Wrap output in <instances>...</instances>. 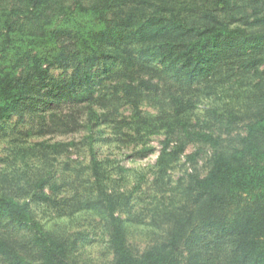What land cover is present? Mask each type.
Wrapping results in <instances>:
<instances>
[{
  "label": "trees",
  "instance_id": "1",
  "mask_svg": "<svg viewBox=\"0 0 264 264\" xmlns=\"http://www.w3.org/2000/svg\"><path fill=\"white\" fill-rule=\"evenodd\" d=\"M169 3L21 0L18 8L0 7V125L33 97V82L43 84L51 68L69 58L70 46L75 67L67 87L76 86L92 96L97 64L103 63L102 74L119 70L127 79L122 91L135 111L132 125L139 132L142 126H153L140 113V95H158L161 82L168 78L190 88L218 74L225 64H241L248 51L264 52V0H193L179 2L177 8ZM26 57L29 62L22 71ZM65 95L60 92L55 99ZM171 101L175 115L172 122L162 123L169 134L165 149L174 138L181 142L179 154L189 139L210 145L214 150L210 170L203 178H191L186 207L174 215L167 242L140 254L130 248L123 221L108 200L114 255L110 264H264V91L246 136L229 150L221 147L220 136L190 131L182 116L183 98L176 95ZM89 112L94 119L109 117ZM51 117L57 125L68 127L62 114ZM92 164L99 183L102 172L95 155ZM39 185L41 192L34 196L48 201L44 180ZM4 219L32 232L40 264H70L69 245L41 231L31 201L0 191V222ZM184 246L189 248L186 261L180 251ZM25 255L0 231V261L31 264Z\"/></svg>",
  "mask_w": 264,
  "mask_h": 264
},
{
  "label": "rangeland",
  "instance_id": "2",
  "mask_svg": "<svg viewBox=\"0 0 264 264\" xmlns=\"http://www.w3.org/2000/svg\"><path fill=\"white\" fill-rule=\"evenodd\" d=\"M164 1L177 8L179 2L193 0ZM20 5L21 0H0V7ZM73 51L70 46L69 58L54 65L43 84L33 82V97L1 123L0 191L31 201L41 231L69 245L70 264H110L114 259L110 201L123 221L130 248L140 254L167 242L175 226L174 215L186 207L191 178H203L210 170L214 156L210 145L189 139L179 154L181 142L174 138L165 149L169 134L162 123L175 115L171 97L183 98L186 111L182 116L190 131L220 136L224 149L239 146L264 91V52L247 50L241 64H225L218 74L190 88H181L168 78L161 82L158 95H140V113L153 126H142L139 132L132 125L135 111L122 91L127 79L119 70L102 74L103 63L97 64L92 96L76 86L67 87L75 67ZM28 62L26 57L22 71ZM60 92H66L65 97L55 99ZM89 105L98 116L109 117L92 118ZM53 114H62L68 127L57 125ZM231 115L237 118L232 120ZM93 155L101 167L99 183L93 173ZM41 180L48 201L34 196L41 192ZM0 231L31 264L41 263L29 229L4 219ZM180 251L186 261L189 248ZM0 264L8 263L1 260Z\"/></svg>",
  "mask_w": 264,
  "mask_h": 264
}]
</instances>
